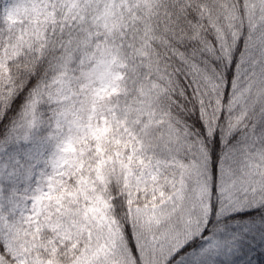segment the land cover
Masks as SVG:
<instances>
[{
	"label": "snow or ice",
	"instance_id": "obj_1",
	"mask_svg": "<svg viewBox=\"0 0 264 264\" xmlns=\"http://www.w3.org/2000/svg\"><path fill=\"white\" fill-rule=\"evenodd\" d=\"M0 264H264V0H0Z\"/></svg>",
	"mask_w": 264,
	"mask_h": 264
}]
</instances>
